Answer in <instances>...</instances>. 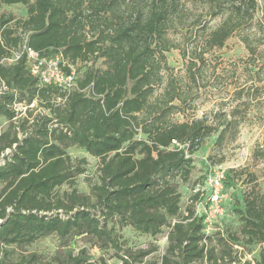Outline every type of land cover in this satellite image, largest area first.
<instances>
[{
  "label": "trees",
  "instance_id": "trees-1",
  "mask_svg": "<svg viewBox=\"0 0 264 264\" xmlns=\"http://www.w3.org/2000/svg\"><path fill=\"white\" fill-rule=\"evenodd\" d=\"M200 1L209 19L222 20L216 28L201 27L202 46L183 51L193 82L208 53L258 22V0ZM13 4L24 5L26 15L2 12ZM185 6V0H0V116L10 121L0 134V264H91L89 248H75L78 240L115 249L123 264L142 263L158 248L134 252L120 230L156 236L165 226L167 248L147 264H264L260 189H248L233 208L241 222L236 231L222 224L205 232V217L194 205L179 218L180 184L200 188L193 199L204 192L203 178L192 180L195 152L213 135L218 146L235 140L246 122L239 104L212 118L177 120L196 110L200 93L179 90L173 78L157 93L171 69L170 30L181 26L192 33L199 22L198 17L186 22ZM244 42L250 56L256 55L258 45L248 33ZM24 45L47 58L61 56L64 71L75 73V86L63 91L41 83L30 73L26 55L11 62ZM249 72L259 74L257 68ZM238 91L237 99L248 107L252 96ZM35 103L47 112L30 131L23 118L20 137L17 107L32 109ZM173 140L182 147H174ZM73 146L99 160V180L87 194L75 186L86 159L72 158ZM66 183L71 190L59 195ZM51 235L58 240L52 257L27 251ZM242 235L247 243L262 244L258 256L238 255Z\"/></svg>",
  "mask_w": 264,
  "mask_h": 264
},
{
  "label": "rangeland",
  "instance_id": "rangeland-1",
  "mask_svg": "<svg viewBox=\"0 0 264 264\" xmlns=\"http://www.w3.org/2000/svg\"><path fill=\"white\" fill-rule=\"evenodd\" d=\"M185 3L184 12L189 17L186 22L189 23L196 17H198L199 22L191 27L192 33H185V29H182L181 26L178 29L173 28L170 30L169 38L174 47L166 54L168 64L171 66L168 73H171V75L164 74V83L158 88L157 93L163 92L167 81L171 78L177 81L179 90L182 91L183 89L195 93L198 91L200 93V97L196 102V110L188 113L187 116L176 115L177 120H184L193 115L212 118L214 113L220 112V110H230L234 105L239 104V114L246 119V122L240 125L235 140L226 141L223 145L218 146L215 144L216 135H213L207 138L200 149L195 152L193 164L196 171L192 180L203 178L200 187L204 192L196 200L193 199L195 190L191 185L187 183L180 184L182 199L181 216L179 218L187 214L190 205H194L196 213L199 210L202 212V207L207 202V198L214 192V188L208 183L209 177L217 172H223V184L220 189L222 213L216 214L215 221L208 233L215 232L222 224L236 231L241 222L233 208L237 206L239 198L241 199L248 189H260L264 192V0H258L256 17L258 22H256L255 28L238 32L226 41L223 48L214 49L208 53L205 67L199 72L197 71L196 82L191 81L186 75L190 59L189 56L184 57L183 51L186 49L191 53L197 44L202 46L203 41L201 37H198L201 34V27L206 24L211 28H216L222 18L209 19L206 11L201 7L200 0H185ZM2 12L25 16L26 7L22 4L4 5ZM208 20L209 22H207ZM247 33L250 40L258 45L256 55L253 57L250 56L244 42ZM254 68L259 70V74L249 72L250 69L253 70ZM242 89L244 90V98L247 95L252 96L248 107L243 104V99H237L238 93L236 92ZM31 108L28 109L23 105L17 107L19 113L14 118V122L17 125L20 137H22L23 132L18 125L23 121V118L27 119L25 129L30 131L36 125L38 115L47 112L36 103ZM9 126L10 121L4 116H0V134L5 132ZM10 151V149H7L5 153ZM68 152L74 159H86V162L82 165L85 171L77 176L75 186L81 193H90L92 185L99 180V160L76 146L70 147ZM2 189L3 184H0V194ZM70 190V184L66 183L57 190V193L63 195ZM169 230L170 227L165 226L162 233L156 236L139 233L131 227H124L120 232L124 245L131 247L134 252L151 247L158 248L142 263H136L147 264L149 260L160 259L165 252L168 245ZM57 244V237L51 235L28 246L27 251H36L47 257H52L56 252ZM75 246L77 250L82 246L89 248L93 256L91 264H123L113 248L99 249L91 247L90 244H84L82 240H78ZM261 247L262 244L257 242L247 243L246 237H243V235L239 245L236 246L240 251L238 255L243 259L258 256Z\"/></svg>",
  "mask_w": 264,
  "mask_h": 264
},
{
  "label": "built area",
  "instance_id": "built-area-1",
  "mask_svg": "<svg viewBox=\"0 0 264 264\" xmlns=\"http://www.w3.org/2000/svg\"><path fill=\"white\" fill-rule=\"evenodd\" d=\"M23 55H26L30 73L37 76L41 83L55 85L63 91L70 90L75 86V73L64 71L61 64V56L47 58L34 48L24 45L21 50L14 53L10 61L15 62ZM2 89H6V86L3 85ZM173 145L176 148L182 147L176 140H173ZM223 178V172H217L215 175L209 177L208 183L214 188V192L207 198V204L202 207V212L198 211L205 217L204 230L207 233L211 230V225L215 221L216 214L222 213V195L220 194V189L222 188ZM199 189L197 187L195 191Z\"/></svg>",
  "mask_w": 264,
  "mask_h": 264
}]
</instances>
